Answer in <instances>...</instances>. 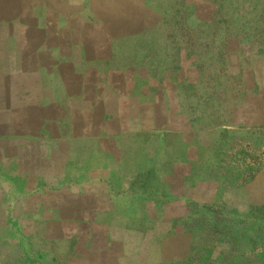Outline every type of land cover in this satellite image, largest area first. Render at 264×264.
I'll use <instances>...</instances> for the list:
<instances>
[{
    "label": "crops",
    "instance_id": "0c3cea01",
    "mask_svg": "<svg viewBox=\"0 0 264 264\" xmlns=\"http://www.w3.org/2000/svg\"><path fill=\"white\" fill-rule=\"evenodd\" d=\"M173 13L172 0H0V264L177 260L143 250L152 202L134 156L149 129L196 130Z\"/></svg>",
    "mask_w": 264,
    "mask_h": 264
},
{
    "label": "rangeland",
    "instance_id": "374dc122",
    "mask_svg": "<svg viewBox=\"0 0 264 264\" xmlns=\"http://www.w3.org/2000/svg\"><path fill=\"white\" fill-rule=\"evenodd\" d=\"M172 7V61L184 52L195 83L184 98L200 111L189 135L149 129L138 140L137 181L153 214L136 226L143 250L181 259L173 264H264V0Z\"/></svg>",
    "mask_w": 264,
    "mask_h": 264
}]
</instances>
